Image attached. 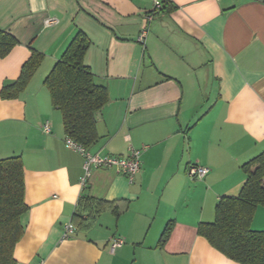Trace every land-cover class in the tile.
Here are the masks:
<instances>
[{"label": "crops", "instance_id": "obj_1", "mask_svg": "<svg viewBox=\"0 0 264 264\" xmlns=\"http://www.w3.org/2000/svg\"><path fill=\"white\" fill-rule=\"evenodd\" d=\"M162 1L149 23L155 0H0V33L17 41L0 57V92L33 51L44 56L24 92L0 98V159L20 156L24 165L17 264H239L199 225L215 220L222 197L240 194L243 166L264 152V0ZM79 32L90 41L85 65L109 94L87 150H139L132 182L92 168L83 187L84 159L65 144L45 79ZM192 165L209 173L192 179ZM83 194L118 213L105 208L64 240ZM251 228L264 231V207ZM115 238L124 244L113 252Z\"/></svg>", "mask_w": 264, "mask_h": 264}, {"label": "trees", "instance_id": "obj_2", "mask_svg": "<svg viewBox=\"0 0 264 264\" xmlns=\"http://www.w3.org/2000/svg\"><path fill=\"white\" fill-rule=\"evenodd\" d=\"M162 5L163 10V1ZM16 44L12 36L1 32L0 57L6 56ZM89 46L88 37L79 32L45 79L52 103L62 114L66 136L87 149L98 140L97 114L109 101L107 88L95 82L85 65ZM43 60V54L33 51L19 79L5 85L0 98L13 99L24 92ZM243 169L247 181L240 194L222 197L216 205L215 220L201 223L199 234L230 260L239 264H264V231L251 228L257 208L264 207V152L246 163ZM109 207L118 213L114 206L83 194L73 217L77 230L88 227L96 214ZM27 210L22 158L0 159V264H17L14 252L24 236L21 218ZM170 231L171 223L163 233L161 244Z\"/></svg>", "mask_w": 264, "mask_h": 264}, {"label": "built area", "instance_id": "obj_3", "mask_svg": "<svg viewBox=\"0 0 264 264\" xmlns=\"http://www.w3.org/2000/svg\"><path fill=\"white\" fill-rule=\"evenodd\" d=\"M162 0H155L154 10L152 13L147 15L149 23L153 19V15L157 10L162 9ZM148 33V29H144L140 33L139 40L144 42ZM46 133L50 132V126L48 123L44 126ZM66 146L79 153L83 159V170L84 174L81 178V184L85 187L92 175V168L99 169H111L114 168L116 171L124 175L130 182H132L141 169V152L139 150L131 149L130 154L127 157H112L102 156L100 154H91L87 148L82 144L78 143L70 137L65 139ZM209 173V168L201 165H192L188 168V174L192 179H203ZM77 231L76 226L70 222L65 225L63 231V239H68L74 235ZM124 240L122 238H115L112 240L111 248L114 252L117 248L123 246Z\"/></svg>", "mask_w": 264, "mask_h": 264}]
</instances>
